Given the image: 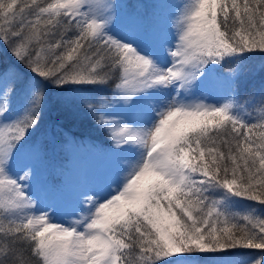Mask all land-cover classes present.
Returning a JSON list of instances; mask_svg holds the SVG:
<instances>
[{"label":"snow or ice","instance_id":"obj_1","mask_svg":"<svg viewBox=\"0 0 264 264\" xmlns=\"http://www.w3.org/2000/svg\"><path fill=\"white\" fill-rule=\"evenodd\" d=\"M0 49V264H264V81L222 71L264 55V0H0ZM48 86L107 147L35 138ZM49 143L108 167L50 183Z\"/></svg>","mask_w":264,"mask_h":264},{"label":"trees","instance_id":"obj_2","mask_svg":"<svg viewBox=\"0 0 264 264\" xmlns=\"http://www.w3.org/2000/svg\"><path fill=\"white\" fill-rule=\"evenodd\" d=\"M147 1L150 0H120V2L128 4H135L138 2L147 4ZM113 2H115V0H113ZM7 59L8 58L4 54L3 50L0 49V63H6ZM222 71L226 75L232 73L233 71L242 73L244 79L240 82V90L242 92L251 91L254 88H258L261 82L264 81V55L254 56L242 65H225ZM95 91L100 92V95L106 99L111 98V89L100 86V88L95 89ZM46 104L48 106L47 115L41 125V129L35 134V136L39 134L41 139L46 141L49 137H57V139H59L57 136V126H62L67 135L74 136L78 141H82L85 145H94L96 148L102 149L107 147L110 143L107 135H105L102 130H99L87 117L83 116V110L80 108L78 102L73 101L71 107H73L72 110H75L76 108L78 112L82 113L80 118L76 120H65L64 112L62 111V101L58 98V90L52 86H48L47 88ZM83 126L86 129L81 130ZM47 150L48 156L46 163L51 166L57 165V167L49 173L47 180L50 183H61V173H64L65 170H67L64 162L66 161L67 156L64 152H53L50 143L47 145ZM91 153L94 155H101V153Z\"/></svg>","mask_w":264,"mask_h":264},{"label":"rangeland","instance_id":"obj_3","mask_svg":"<svg viewBox=\"0 0 264 264\" xmlns=\"http://www.w3.org/2000/svg\"><path fill=\"white\" fill-rule=\"evenodd\" d=\"M150 1H151V3L154 2V0H150ZM150 1H147L148 2L147 4H149ZM167 2L183 6V4L187 2V0H167ZM173 11H175V9H173ZM209 102H211V101H209ZM71 108H73V107H71ZM74 111L78 112L76 110V108ZM79 113L82 115L81 112H79ZM115 115L126 116L127 110L124 109L123 107H117L115 109ZM65 120H67V119H65ZM84 129H86V128H84V126H83V128L81 130H84ZM81 130H79V131H81ZM35 138L41 139L39 134L36 135ZM64 153L67 156L66 161H64L66 164L67 170H65L64 173H61V179L63 181L64 178L66 177L68 185H69V190L71 189V186L73 184L79 182L80 180L90 181L93 178H95L97 175H99L103 171H105L106 168L108 167V162L104 159L102 154L101 155H94L91 152H76V151H72V150H66V151H64ZM46 166L47 167H45L42 171H43V175L47 178L49 173H51L52 170H54L57 167V165L51 166V165L46 163ZM61 218L62 217H58V219H61Z\"/></svg>","mask_w":264,"mask_h":264}]
</instances>
